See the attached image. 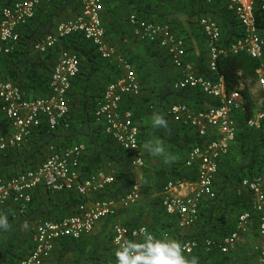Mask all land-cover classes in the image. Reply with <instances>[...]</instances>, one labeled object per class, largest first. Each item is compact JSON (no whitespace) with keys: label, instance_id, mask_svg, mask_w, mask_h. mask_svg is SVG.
I'll use <instances>...</instances> for the list:
<instances>
[{"label":"built area","instance_id":"built-area-1","mask_svg":"<svg viewBox=\"0 0 264 264\" xmlns=\"http://www.w3.org/2000/svg\"><path fill=\"white\" fill-rule=\"evenodd\" d=\"M243 28V34L229 46L222 43L218 22L211 16H202L200 24L206 38V66L214 77L200 74L188 60L185 38L172 29L169 23L150 21L136 13H130L128 21L134 34L145 41L156 44L170 57L179 69V76L172 82L174 90L197 88L213 101H206L201 109H194L186 102L171 103L165 113L174 122L181 124L199 137L200 142L191 147L184 165L196 170L194 181L170 179L162 187L160 195L165 211L175 217L180 228L191 227L199 218L204 199L214 198V181L222 159L235 143L239 126L235 116L245 111L246 100L237 90H228L224 76L218 72V58L227 52L246 51L254 58L264 52V38L256 23L255 0H227ZM52 0H11L0 9V54L13 51L21 37V30L34 17L40 5ZM80 12L72 18L56 24L48 34L37 40L34 49L43 53L54 48L62 38L74 32L83 33L105 59H116L123 73L111 80L97 98L94 117L104 131L115 142L130 153L134 169L131 188L117 196L88 199L78 205L77 211L58 221L46 220L33 225L32 249L15 264H50L49 257L58 239L65 236L80 238L90 233L102 219L117 217L120 210L135 206L142 195L143 168L146 165L144 150L140 142V127L133 111L124 107L128 96L139 97L142 85L132 63L118 52L109 41L102 20L101 0H79ZM264 7V0H262ZM82 53L72 49H61L48 81L49 93L28 96L16 82L0 80V109L10 121L11 130L0 134V153L10 148H20L28 142L33 132L46 126L54 132L63 123L69 126L70 92L72 81L82 66ZM257 84L263 93L262 106L246 119L251 129L264 127V64L257 69ZM131 145V146H130ZM46 158L33 169L20 171L9 177L0 174V209L12 205L16 215H25L32 199V192L39 186L52 191L76 190L88 196L112 183L111 172L99 170L83 176L82 158L86 145L82 142L70 145L49 143ZM238 194H250L251 207L241 212L232 231L223 237L186 239L182 244L185 253L201 249L205 252H230L238 241L251 232L253 215L258 219V235L264 238V163L252 176L242 179ZM113 245L127 238L138 240L143 231L152 232L146 225L127 226L120 220L111 224ZM156 235V234H155ZM159 236V235H156ZM256 264H264V243H255Z\"/></svg>","mask_w":264,"mask_h":264},{"label":"trees","instance_id":"trees-1","mask_svg":"<svg viewBox=\"0 0 264 264\" xmlns=\"http://www.w3.org/2000/svg\"><path fill=\"white\" fill-rule=\"evenodd\" d=\"M10 1L0 0V9ZM102 1L110 6L114 4V0ZM72 2L76 3V8L79 6V9H76L78 14L80 12L79 0H52V2L40 5L37 8L34 17L21 30V37L16 48L10 53L0 54V80L10 79L25 90L28 96L34 97L49 93L48 81L52 66L57 60L61 49H72L86 54V63H90L88 75L97 69L96 62L107 63V61H110L103 58L96 46L85 39L81 32L69 34L62 38L54 48L46 52L41 53L34 49L36 41L51 31L56 24V18L63 14ZM131 3L122 1L120 5L124 11H127L126 7L128 5H131L133 11L131 10L129 13L136 12L144 17L148 13L150 19H154L153 14H156L157 22L169 23L172 29L183 37L184 35L177 27L180 20L173 14L176 6L181 7L183 10L188 8V12H192L189 15L194 14L197 16L195 21L190 20L201 29L203 37H205V34L199 22L200 18L205 15L211 16L218 22L222 42L225 45L231 44L243 34L242 25L234 11L229 8L227 0H142L140 3L136 2L137 5ZM195 5L197 9H194ZM189 7H191L190 10ZM254 11L257 27L264 38V7L262 0H255ZM103 23L106 29L105 22ZM146 42L151 53L158 56L163 54L161 48L156 44ZM187 57L189 58V47H187ZM192 61L200 74L214 77L206 66L205 50L197 58H193ZM262 64H264V52L261 58H254L246 51L227 52L218 58V72L224 76L227 89L240 91L245 97L246 108L245 111L235 114L239 131L235 143L219 165L214 181L216 195L214 198L203 200L199 218L191 226L195 231L187 234H183L177 227L175 217L165 211L160 191L170 179L190 181L196 179L195 167L184 165V160L191 147L199 143L200 139L190 128L169 119L165 115L164 107L171 101L183 100L192 107L200 109L206 101L212 102L213 100L197 88L174 90L172 87L173 78L170 77H165L160 92L152 95L157 99L152 96L145 97L143 86L142 94L139 97L128 96L126 98L124 107L133 111L134 118L141 130V146L145 141H149L147 127L152 126V124L147 119L154 112L164 115L168 122V128H155L157 129L155 133L165 145H171L173 151L169 155L173 157V161L168 163L169 168H153L149 165L151 155L148 152L147 154L144 153L146 165L143 168V173L148 181L153 179L154 182L148 184L149 188L145 192L142 190V194L145 193V197L151 196L148 201H150V204L157 205H150L151 220L141 221L146 210L142 208L141 211V206H138L134 216L123 222L125 225H146L156 235L160 234L162 229L171 230L175 233L173 238L181 243L190 238L202 240L205 237H223L232 231L239 214L251 207L250 194L247 191L238 194V187H240L244 177L254 175L264 163V127L254 130L246 125V119L258 108L252 88L257 84V69ZM82 66L72 81L70 113L68 116L69 126L61 123L56 131L50 132L46 126L42 125L33 132L28 142L20 148H10L1 152L0 174L9 177L20 171L35 168L46 158V147L49 143L70 145L83 141L87 143L81 163L83 176L87 177L99 170H105L113 173L115 180L106 185L105 188L91 192L88 196H84L73 189L52 191L44 186H39L32 192V199L25 215H16L17 217L13 214L14 206L8 205L1 208L0 213L7 215L11 228L9 231L0 230V264H15L22 257L20 255L22 251L28 250L27 254L31 251L32 245L26 246L23 250H19L20 247L18 246V243H27L24 242L25 240L20 242L18 238V234L23 229L21 225L25 221L28 222V225L46 220L58 221L75 213L78 205L83 201L117 197L127 192L132 186L135 173L130 163V153L121 148L104 131L102 125L96 122L94 117L96 100L104 90L98 95H92L91 97L87 95L84 102L82 101L79 106L76 104L74 84L83 72ZM258 92L263 97L262 91L258 90ZM153 128L152 126L150 130L152 131ZM10 130V121L0 109V134L8 133ZM257 218V215L254 214L251 227V231L256 234L258 233L259 223ZM105 220L112 224L113 221L117 220V217H108ZM33 225L29 227V236L32 235ZM109 237L112 240V229ZM84 240L85 235L80 238L65 236L58 239L56 241L59 244L56 253L58 263L52 262L51 264H114L115 256L113 253L101 255L97 245L84 243ZM27 241L29 242L28 238ZM90 243H95V241L93 240ZM185 255L197 257L199 264H232L230 252H205L198 249L193 253H185Z\"/></svg>","mask_w":264,"mask_h":264},{"label":"crops","instance_id":"crops-1","mask_svg":"<svg viewBox=\"0 0 264 264\" xmlns=\"http://www.w3.org/2000/svg\"><path fill=\"white\" fill-rule=\"evenodd\" d=\"M122 1H125L126 3H129V4L132 2L131 3L132 5H137V3H140L142 0H114L113 1L114 4H112L111 6L106 5V3L101 0V3H102L101 15H102L103 22H105V25H106L107 37H108L109 41H111L116 46V48L118 49V52L121 55H123V57L125 59H127L128 61H130L132 63L134 69L137 72V76H138V79L140 81V84L144 88L143 89V95L145 97L152 96L156 92L157 93L160 92V89L163 86V82H164L163 79L165 77L173 78L172 81H174L179 76V69H177L172 64L170 57L167 55V53L164 50L161 49L163 54H161L160 56L154 55L153 53L150 52V49L147 47L148 46L147 42L143 39L138 38L134 34L133 27H132V25H130V23L128 21L129 12L133 8L131 7V5H128L126 7L127 11H124V9L120 5V3ZM110 7H111V9H109ZM77 8L79 9V6ZM77 8H76V3L72 2L67 7V9L64 11V13L56 18V24L62 20L69 19V18H72L75 15H77V12H76ZM190 8L191 7H189V10H190ZM194 9H197L196 5L194 6ZM173 11H174V13H173L174 16L180 20V24H178L177 27L179 28V31L186 38L187 47H189V58H188V60L194 64L192 59L197 58L200 55V52H199V50H200L199 45H201L199 43L200 35L204 39L203 49L206 51V60H207L206 38L203 37V34H201L202 32H201V30H199L200 28L196 27V24L190 23V25H189V23L182 22L181 15H185V14L189 15L192 12H188V8L183 10V9H181V7H177V6L174 8ZM131 13H136V12H131ZM137 15H139V14H137ZM139 16L143 17L147 20H150V21L155 20L157 22L156 14H153L154 19H150V17L148 16V13H146L145 17L142 15H139ZM205 16H207V15H205ZM192 19L196 20V16L192 17ZM56 24L52 27L51 31L55 28ZM199 24H200V22H199ZM199 32H201V33H199ZM198 34H200V35H198ZM223 45L229 46L230 44L225 45L223 43ZM80 53H82V52H80ZM82 56H83V60H82V65H83L82 71L83 72L81 73L80 77L77 79L76 83L74 84V93H75L74 96H76V99H77L76 104L78 106L82 103V101L84 102L87 95H90V97H91L92 95L100 94L105 89V87L107 86V84L110 82L111 79H113L114 77L119 76L120 74L123 73L121 63H119L116 59H111L110 61H107V63H102L101 61L96 62L97 63L96 68L97 69L93 73L88 75L90 63H86V59H87L86 54L82 53ZM256 86L258 87V84H256ZM152 97L157 99L154 96H152ZM177 102H185V101L174 100V101L169 102L164 108H166L171 103H177ZM259 104H260L259 106H262L261 103H259ZM194 109H196V108H194ZM151 117L148 118L147 120L152 124ZM168 118L171 119L170 117H168ZM151 128H152L151 125L149 127H147V129H148L147 135L149 137V141L158 138L157 134L155 133V131L157 129L153 128L151 131L150 130ZM145 142H147V141H145ZM82 143H84L87 146L86 142L82 141ZM144 143H143V145H144ZM143 145H142V147H143ZM163 145H164V148L166 150V155H169L173 151L171 145H169V144L165 145L164 143H163ZM143 150H144V148H143ZM144 153L147 154V151L144 150ZM161 158L163 159V157L151 156L149 165L153 168H158V169H160V168L163 169L164 167L169 168L168 163H165L164 159L162 160ZM153 177H155V176H153ZM153 182H154L153 179L148 181V178L146 179L145 175L143 174V178L141 181L142 190L145 192V190H147V188H149L148 184H150V183L152 184ZM150 198H151V196L145 197V193L142 194V202L140 205L141 207L140 206L139 207L141 208V211H142V208L146 210L144 215L142 216V219H141L142 222L144 220H146V221L151 220L152 215L149 214L150 205H152V206L157 205V204H155V205L150 204V201H148V200H150ZM135 212H137L136 207L121 209L118 216H117V220H120L122 222L127 221L134 216ZM13 214H14V216H16L15 211ZM30 225H33V223H30ZM30 225L28 226L27 229H22L21 232L18 234V238H19L20 242L23 240H25L24 242H27V243H18V246L20 247L19 250H23L26 246L29 247L30 245H32L31 236H29V234H28ZM193 231H195V229H193V227L188 228V233L193 232ZM160 232L161 233L158 234L159 236H163V235L170 236L171 233H173V235L175 234L171 230L167 231V230L162 229V230H160ZM110 233H111V224L107 220L102 219L95 225L94 229L90 233L85 234L84 243H89L91 245L92 244L97 245L100 249L99 252L101 253V255L102 254L107 255L110 253L114 254L115 247L113 245V238H112V240H110V237H109ZM254 234L256 237H258V238L260 237L258 235V233L257 234L254 233ZM27 238H28L29 242L27 241ZM93 240L95 241V243H90ZM58 246H59V244L55 243V247H54V249H53V251L49 257L50 264L52 262L58 263V259H57V255H56L57 250H58ZM23 252L27 253L28 250H25Z\"/></svg>","mask_w":264,"mask_h":264},{"label":"clouds","instance_id":"clouds-1","mask_svg":"<svg viewBox=\"0 0 264 264\" xmlns=\"http://www.w3.org/2000/svg\"><path fill=\"white\" fill-rule=\"evenodd\" d=\"M151 120L154 128H168V122L161 113L154 112ZM143 148L153 157H163L165 163L173 161L172 156L166 155L163 141L159 138L145 142ZM28 226L27 221L21 225L23 229ZM10 228L7 215L0 213V230L9 231ZM114 256V264H199L197 257L185 255V247L179 240L167 235L156 236L147 230L138 240L124 238L118 241Z\"/></svg>","mask_w":264,"mask_h":264},{"label":"rangeland","instance_id":"rangeland-1","mask_svg":"<svg viewBox=\"0 0 264 264\" xmlns=\"http://www.w3.org/2000/svg\"><path fill=\"white\" fill-rule=\"evenodd\" d=\"M130 14V13H129ZM196 15L192 14V15H181V18H182V22H186V23H192V24H195L194 22H192V17H194ZM197 17V16H196ZM192 21H191V20ZM195 21V20H194ZM197 25V24H196ZM197 27V26H196ZM201 30V29H200ZM201 33V32H199ZM203 34V33H201ZM200 35V34H198ZM199 43L201 45H199L200 47V54L203 52V47H204V39L201 37H199ZM259 88L255 85V87L252 88V92H253V95L255 97V100L257 102V105L259 106L261 103V95L259 94L258 92ZM145 175V174H144ZM141 205V200L133 207H138ZM132 207V208H133ZM176 225L177 227L180 229V231L183 233V234H187L188 233V228H185V229H182L179 227L177 221H176ZM173 233L170 234V237L173 238ZM264 243V238H261V237H256L254 232H251L249 233L248 235L244 236L241 240L238 241L237 245L235 246V248L230 251V256L232 258V264H256V254L253 250V245L255 243ZM27 253L25 252H21L20 255L25 256Z\"/></svg>","mask_w":264,"mask_h":264}]
</instances>
